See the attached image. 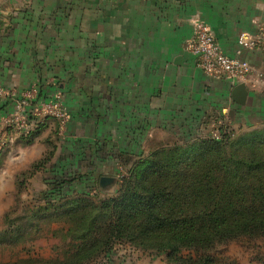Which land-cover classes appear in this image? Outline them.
<instances>
[{
  "label": "crops",
  "instance_id": "crops-1",
  "mask_svg": "<svg viewBox=\"0 0 264 264\" xmlns=\"http://www.w3.org/2000/svg\"><path fill=\"white\" fill-rule=\"evenodd\" d=\"M198 19L235 55L241 32L264 28V0H0V87L54 77L70 113L62 132L49 118L33 143L15 136L2 157L0 214L14 204L22 172L6 160L33 165L52 150L39 171L80 176L78 188L93 194L102 176L127 173L123 160L196 139L215 120L234 130L264 125V41L243 52L252 72L240 104L237 84L207 75L186 48ZM6 111L0 99V116Z\"/></svg>",
  "mask_w": 264,
  "mask_h": 264
},
{
  "label": "trees",
  "instance_id": "trees-1",
  "mask_svg": "<svg viewBox=\"0 0 264 264\" xmlns=\"http://www.w3.org/2000/svg\"><path fill=\"white\" fill-rule=\"evenodd\" d=\"M42 128L43 124L23 143H33ZM234 134L231 127L221 139L200 136L158 147L146 157L125 159L127 176L118 194L98 202L91 192L64 191L80 176L72 182L61 176L54 180L61 185L42 196V205L33 206L38 210L32 219L51 208H68L66 214L80 206L86 209L79 217L85 228L75 253L81 262L118 243H130L166 254L168 261L178 264H221L209 253L217 245L243 236L264 237V129L237 140ZM52 156L51 150L32 167L39 169ZM4 221L7 228L0 240L21 241L27 223L12 229L16 221L9 211Z\"/></svg>",
  "mask_w": 264,
  "mask_h": 264
},
{
  "label": "rangeland",
  "instance_id": "rangeland-1",
  "mask_svg": "<svg viewBox=\"0 0 264 264\" xmlns=\"http://www.w3.org/2000/svg\"><path fill=\"white\" fill-rule=\"evenodd\" d=\"M259 129H264V125L236 129L233 140H237L245 133ZM206 135H208L207 132L202 134L201 138L204 139ZM10 146L0 155V170L3 168V154L6 156L12 150ZM14 155L17 156L18 154L14 153L12 156ZM16 159L14 158V161L6 160V166L7 162H9L12 170L15 167L18 170L22 168V172H19V170V175H16L17 186L14 194H12L14 204L6 209L5 214L9 211L10 217L16 221L12 229L19 225L27 224L22 231L23 235L21 238L23 239L21 241L13 243L7 242V240L6 242L0 240V264H120L123 262L125 264H142L144 261L146 264L148 262L153 264H178L168 261L166 254L158 253L155 250L137 248L130 243H118L96 257L81 262L75 257V253L77 246L81 244V235L85 228H82L84 221L80 220L79 217L86 209H81L80 206L79 210H76L73 214H66L64 212L68 208L57 211L51 208L48 211H40L32 219L34 211L38 210V208H33V206L38 203L42 205L40 204L43 201L42 196L50 192L54 187L61 185V183H54L56 174L41 172L42 170L39 171L40 169L32 167V163L29 161L16 164ZM42 167H45V163L37 168ZM126 169H123L122 172H126ZM126 174L121 173V175L117 176L118 178L112 186V191L108 192L101 188L102 190L93 193L91 196L92 200L98 202L101 199L116 196L121 187L122 179ZM74 177L69 176L67 178L72 182ZM76 181L65 185L64 191H78L79 184ZM57 189H61V187ZM79 190L81 191V189ZM88 211L93 213L91 208ZM59 213H62V215H59ZM5 214H0V232L7 228L4 221ZM51 214L53 216H49ZM21 218L23 219L19 222L18 220ZM209 253L215 255L221 264H264V237L251 239L243 236L236 238L227 243L217 245ZM123 257L126 259H123Z\"/></svg>",
  "mask_w": 264,
  "mask_h": 264
},
{
  "label": "built area",
  "instance_id": "built-area-1",
  "mask_svg": "<svg viewBox=\"0 0 264 264\" xmlns=\"http://www.w3.org/2000/svg\"><path fill=\"white\" fill-rule=\"evenodd\" d=\"M264 41V28L256 35L241 32L235 55H229L220 45L210 25L198 19L194 22V34L186 48L196 57V65L207 75L223 78L234 84L245 82L252 66L243 57L246 50L257 49ZM45 86L51 87L45 92ZM0 99L6 103L7 111L0 116V155L13 142L15 136H27L46 119H54L62 132L70 113L65 105V95L60 82L50 77L45 85L34 83L29 87H0ZM231 131L229 121H214L207 136L221 139Z\"/></svg>",
  "mask_w": 264,
  "mask_h": 264
},
{
  "label": "water",
  "instance_id": "water-1",
  "mask_svg": "<svg viewBox=\"0 0 264 264\" xmlns=\"http://www.w3.org/2000/svg\"><path fill=\"white\" fill-rule=\"evenodd\" d=\"M248 97V90L246 83L242 82L237 84L233 89L232 98L234 101L240 104H245ZM117 181L116 177L102 176L100 178V187L104 190L111 188Z\"/></svg>",
  "mask_w": 264,
  "mask_h": 264
}]
</instances>
